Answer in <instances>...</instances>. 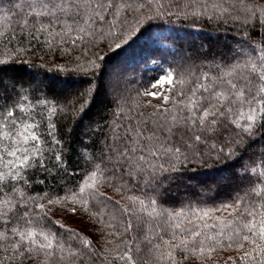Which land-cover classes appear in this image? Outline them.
Returning a JSON list of instances; mask_svg holds the SVG:
<instances>
[{"label":"trees","instance_id":"16d2710c","mask_svg":"<svg viewBox=\"0 0 264 264\" xmlns=\"http://www.w3.org/2000/svg\"><path fill=\"white\" fill-rule=\"evenodd\" d=\"M116 3L121 8V19L126 17L123 33L117 26L109 34L108 24L99 22L88 26L90 35L76 31L64 36L66 25L73 23L71 19L61 17L58 22L52 20L51 34L29 35L32 23L22 31L18 27L27 19L21 12L25 0H0V32H6L8 37L15 36L11 40L0 38V60L8 61L0 65L6 69L0 76L8 86L0 105L15 103L17 93L27 95L29 99L26 103L31 108L29 117L39 125L38 133L48 142L46 158H51L61 148L64 156V163L59 168L50 166L47 172L31 169L27 174L30 177L28 183L16 185L24 193L19 212L25 211V202L28 209L33 208L30 198H35L37 204H47L48 199L57 201L48 206L51 209L49 218L43 223L57 233L58 239L74 243L75 233L91 239L94 250L99 253L95 264H107L103 259L105 250L115 249L136 235L123 233V227L119 224L120 213L116 211L128 204V196H136L146 202L155 197L158 210L183 211L185 216L181 218L182 223L188 225L191 220L193 223L189 227L198 225L199 230L208 236H216L221 231L228 234L232 228L239 226V220L247 218L240 216L244 206L239 212L233 211L231 216L230 210L224 208L226 204L234 205L251 187L248 176L240 174L241 165L248 164L249 157L257 165L264 163V132H258L253 137L254 142L249 141L242 146L241 151L245 147L247 150L239 163L234 162L229 167L224 161L208 160L202 165L190 159L181 179L166 182L155 193L140 190L135 185L121 184L117 178L119 174L112 176L111 167L105 168V141L117 123L135 125L153 111L152 108L143 107L150 98L139 94L159 76L172 71L178 77L191 76L195 81L203 73H215L212 65H231L241 49L238 42L240 37L251 36V45L256 47L264 42V23L261 22L264 11L260 12L259 18L249 16L245 20L246 13L233 9V15L239 19L208 20L207 16L191 14L202 11V4L197 6L192 0H116ZM129 3L132 9L140 5L143 8L140 11L126 10L125 5ZM245 3L264 10V0H245ZM209 14H212L210 8ZM105 15L109 21L113 19L111 14ZM44 22L49 23L47 19ZM73 26L78 28L82 25ZM77 36L80 38L77 39ZM117 44L121 46L117 48ZM13 84L15 89L12 88ZM45 99L48 107L55 105L62 111L50 118L48 107L40 102ZM153 103L159 104L160 101ZM85 105L86 113L80 112ZM140 113H144L145 117H141ZM49 123H56V136L60 144H54L48 135ZM54 163L50 159V164ZM96 165L105 169V176L108 177V182L99 190L104 192L105 197H111L110 200L100 197L99 201L92 200L90 203L93 214L101 210L105 213L102 220L86 213L79 205L58 201V198L78 191L86 174ZM219 178L224 181L220 182L217 180ZM252 178L254 181V174ZM111 185L120 188V192H116ZM74 206L77 208L75 215L66 210ZM204 212L208 215L203 219L193 215ZM113 214L116 220L112 219ZM229 220L232 224L226 225L225 222ZM53 221L64 224L72 232L57 227ZM109 223L116 225V228L106 227ZM205 224L207 227H204ZM11 226L0 224V231ZM114 231L117 234L110 235ZM173 231L178 232L169 229L160 233L162 239H157L153 234L154 242L162 244L163 240H171ZM218 239L221 241L219 244L208 242L215 251L205 252L203 256L175 250L177 264H243L239 257L252 245L246 244L237 251L236 245L228 247L229 242L224 237ZM5 255L8 253L0 252V258ZM16 264H37V261L25 258L22 262L17 260Z\"/></svg>","mask_w":264,"mask_h":264},{"label":"snow or ice","instance_id":"6c2138e0","mask_svg":"<svg viewBox=\"0 0 264 264\" xmlns=\"http://www.w3.org/2000/svg\"><path fill=\"white\" fill-rule=\"evenodd\" d=\"M192 2L197 6L202 4V11H193L191 14L207 16L208 20L228 17L239 19L233 15V9L246 13L245 20L249 16L259 18L260 12L264 11L259 10L258 6L246 4L245 0ZM125 8L140 11L143 5L132 9L129 3ZM209 8L212 14H209ZM120 11L116 0H25L21 12L27 19L18 27L22 31L32 23L29 35L51 34L50 22H58L61 17H66L73 23L66 25L64 36L76 31L90 35L88 26L99 22L108 24L109 34L117 26L123 33L126 17L121 19ZM105 13L111 14L113 19L109 21ZM46 19L49 23L44 22ZM261 22L264 23V20ZM73 25L82 26L77 28ZM0 38L11 40L15 36L8 37L6 32H0ZM251 39V36L240 37L238 58L231 65H212L216 69L215 73H203L193 81L191 76L181 78L167 71L151 84L152 90L140 93L150 98L143 107L152 108L153 111L146 117L140 113L145 118L135 125L117 123L107 137L105 168L111 167L112 176L117 177L119 174L117 178L121 184L135 185L140 190L155 193L166 182L181 179L190 159L202 165L208 160L224 161L229 167L234 162L239 163L243 159V152L247 150L245 147L241 151L242 146L249 141L254 142L253 137L258 132H264V42L256 47L251 45ZM120 46L116 45L117 48ZM7 63V60H0V65ZM4 71L6 69L0 67V73ZM7 87L0 76V99H5ZM15 87L13 84L12 88ZM17 97V101L10 106L0 105V224L13 225L0 231V252L8 253L0 258V264H16L17 260L22 262L25 258L35 260L37 264H95L99 253L94 250L91 239L75 233L73 239L76 242L70 243L58 239L57 233L43 223L49 218L51 209L48 206L57 201L48 199L47 204H37L35 198H30L33 208L28 209L25 202V211L19 212L24 193L16 185L28 183L30 177L27 174L31 169L47 172L50 166L59 168L64 163V156L61 148L51 158H46L48 142L38 133L39 125L29 117L31 108L26 103L29 97L19 93ZM36 99L40 100L39 97ZM153 101L160 103L154 104ZM40 102L48 107L46 99ZM58 111L62 110L55 105L48 107L49 117L55 116ZM79 111L86 113V105ZM56 127V123H49L48 135L54 144H60ZM50 159L55 163L50 164ZM240 174L248 176L251 187L234 205L226 204L224 208L230 210L231 216L233 211L239 212L244 206L240 216L247 218L239 220V226L232 228L228 234L221 231L216 236H208L199 230L198 225L189 227L193 223L191 220L188 225H184L181 221L185 216L183 211L158 210L155 197L146 202L145 199L128 196V204L116 211L120 213L119 224L123 227V233L136 235L115 249L105 250L103 259L107 264H177L175 250L203 256L205 252L215 251L208 244L209 241L219 244L221 241L218 237H224L229 242L228 247L236 245L237 251L246 244L252 245L239 257L243 264H264V163L257 165L249 157V163L241 165ZM252 174L255 175L254 181ZM107 182L105 169L96 165L86 174L78 191L58 198V201L79 205L86 213L102 220L105 213L101 210L93 214L90 203L92 200L99 201L100 197L111 199L99 190ZM111 186L120 192V188ZM115 203L119 204V201ZM66 210L75 215L77 208L74 206ZM193 215L203 219L208 213ZM112 219H117L115 214ZM52 223L72 232L58 221ZM225 224L230 225L232 221H226ZM106 227L116 228V225L109 223ZM169 229L178 230L173 231L171 240H163L162 244L154 242L153 234L157 239H162L160 233ZM116 234L115 231L110 233ZM108 243L111 245V241Z\"/></svg>","mask_w":264,"mask_h":264},{"label":"rangeland","instance_id":"374dc122","mask_svg":"<svg viewBox=\"0 0 264 264\" xmlns=\"http://www.w3.org/2000/svg\"><path fill=\"white\" fill-rule=\"evenodd\" d=\"M153 83H155V81H154ZM146 90H152V89H151V86L148 87ZM217 180H219L220 182H223V181H224V179H222V178H219V179H217Z\"/></svg>","mask_w":264,"mask_h":264}]
</instances>
